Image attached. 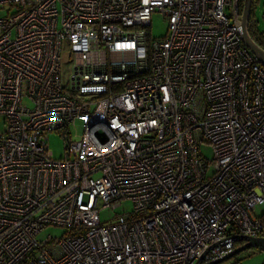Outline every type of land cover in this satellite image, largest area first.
<instances>
[{
	"label": "built area",
	"instance_id": "2783aa9c",
	"mask_svg": "<svg viewBox=\"0 0 264 264\" xmlns=\"http://www.w3.org/2000/svg\"><path fill=\"white\" fill-rule=\"evenodd\" d=\"M236 1L0 0V264H204L264 236V65Z\"/></svg>",
	"mask_w": 264,
	"mask_h": 264
},
{
	"label": "rangeland",
	"instance_id": "374dc122",
	"mask_svg": "<svg viewBox=\"0 0 264 264\" xmlns=\"http://www.w3.org/2000/svg\"><path fill=\"white\" fill-rule=\"evenodd\" d=\"M15 8L11 7L9 10L7 6L0 9V17H5L9 12L14 11ZM229 12V10H228ZM254 24L257 27L258 37L262 41V47L264 48V0H256L253 10ZM167 31V23L165 18L157 11L151 13V22L148 26V32L151 38L158 39L164 37ZM69 48L64 45L62 51V64H61V80L63 85L68 84L69 75L71 73V63L68 62L67 54ZM27 106H32L31 102L25 100ZM72 135H76L75 138L82 132V122L76 121L75 126H71ZM48 154L53 158H60L63 155V138L57 131H51L47 133ZM201 150L204 155L211 158V147L208 143H203ZM132 209V203L129 200L122 202L121 207L116 211H125ZM115 210L103 208L100 211V219L104 221H110V218L114 215ZM254 213L256 216H261L264 213V203L255 207ZM67 232L64 227L46 226L37 234L38 240H44L48 235L55 238L62 237ZM239 264H264V248L263 247H250L241 250L235 254ZM233 259V256L220 262L219 264H228Z\"/></svg>",
	"mask_w": 264,
	"mask_h": 264
},
{
	"label": "water",
	"instance_id": "95a60500",
	"mask_svg": "<svg viewBox=\"0 0 264 264\" xmlns=\"http://www.w3.org/2000/svg\"><path fill=\"white\" fill-rule=\"evenodd\" d=\"M238 2L234 3L233 9L234 12L232 14V19L234 22L241 26V36L243 43L248 47V49L256 56L258 61L264 65V48L257 43V41L252 37L251 33L249 32L248 23L249 17L251 13V0H244L243 8L241 15L238 14ZM236 242H243L240 245L235 246L233 251L221 258L215 259L209 263L204 264H219L220 262L232 257L233 255L237 254L241 250L250 248V247H263L264 248V236H246V235H236L234 237ZM195 264H201L200 260H197Z\"/></svg>",
	"mask_w": 264,
	"mask_h": 264
},
{
	"label": "trees",
	"instance_id": "16d2710c",
	"mask_svg": "<svg viewBox=\"0 0 264 264\" xmlns=\"http://www.w3.org/2000/svg\"><path fill=\"white\" fill-rule=\"evenodd\" d=\"M255 1L256 0H251V13H250V17H249V20H250L249 22L250 23H253V24L256 22V21H254V17H253V10H254ZM243 2H244V0H238V6L240 8V11L243 8ZM248 26H249V23H248ZM254 28H255L254 33L251 32L250 29H249V32L251 33L252 37L257 41V43H259L262 46V41L258 37V31H257V27L255 26V24H254ZM260 217L264 221V213ZM242 243L243 242H235V245H240ZM228 264H239L238 263V259H236V256L235 255H233V259L230 262H228Z\"/></svg>",
	"mask_w": 264,
	"mask_h": 264
},
{
	"label": "flooded vegetation",
	"instance_id": "af4514ba",
	"mask_svg": "<svg viewBox=\"0 0 264 264\" xmlns=\"http://www.w3.org/2000/svg\"><path fill=\"white\" fill-rule=\"evenodd\" d=\"M237 2H238V0H237ZM237 7H238V8H237V9H238V14L241 15L242 10L240 11V8H239L238 4H237ZM249 21H250V20H249ZM248 28L250 29L251 32L254 33L255 28H254V24H253V23H250V22H249V26H248Z\"/></svg>",
	"mask_w": 264,
	"mask_h": 264
}]
</instances>
